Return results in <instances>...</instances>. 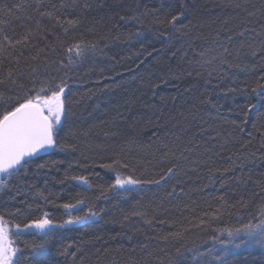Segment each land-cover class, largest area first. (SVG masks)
<instances>
[{"label": "trees", "instance_id": "trees-1", "mask_svg": "<svg viewBox=\"0 0 264 264\" xmlns=\"http://www.w3.org/2000/svg\"><path fill=\"white\" fill-rule=\"evenodd\" d=\"M25 2L32 0H0V19L25 16L28 10L18 11L15 7ZM161 2L139 0L140 7L135 13L125 9L120 12L129 17L141 15L146 9L158 8ZM182 2L190 10L189 19L195 17L200 22L189 36L178 35L168 40L148 31L150 15H141V25L135 20L120 21L119 16H113L110 22L101 13L95 19L90 17L86 27L76 33L78 41L98 42L99 48L89 53L83 62L59 72H56L58 64L49 68L55 75L71 78L68 100L73 114L69 119L76 137L68 139L78 144V150L68 154L42 153L40 161L49 162V166L42 170L29 167L26 174L14 178L7 189L0 191V213L20 209L15 220L24 223L47 211L55 222L61 223L67 215L60 205L75 203L82 197H87L103 211L97 218L82 224L54 229L53 245L38 254L46 264H66V258L57 252L68 244H81L87 250L86 264H160L167 261L166 253L173 252L174 248L171 242L157 247L160 243L157 237L167 235L173 224V230H182L184 217L191 219L210 207H220L221 196H225L230 205L244 196L249 201L247 209H239V205L228 207L223 215L225 223L212 222L203 231L193 228L184 236L183 243L196 251L214 248L219 252L221 245L214 244L212 239L219 234L213 230L226 224L239 226L237 217L229 213L247 219V212H256L260 201L257 198L255 205L251 203V191L259 189L249 184L246 191L234 177L264 179V147L260 136L264 131V96L257 95L264 93V80L260 79L264 67L258 58L254 60L243 54L246 48L236 56L239 37L232 42V54L227 56V63L219 64L218 57L223 52L220 44L228 43L223 21L227 20V27L233 29L239 23V19H233L235 10L230 6L233 0ZM246 2L256 7L264 4V0ZM135 6V0H129V7ZM262 26L264 15L260 13L248 25L257 30ZM137 31H143L144 35L136 37ZM105 36L107 41L102 39ZM64 62L67 64L66 59ZM253 88H257V92H253ZM203 100L208 103H201ZM249 103L256 105L251 112H248ZM158 122L169 127L178 122L180 140L175 144L183 147L193 140L199 147L186 153L189 159L181 160L180 168L170 178L160 180L162 170L173 161L159 156L152 165L146 166L147 170L137 171V175L143 174L146 179L160 180L159 184H145L134 190H107L101 196V191L113 183L115 173L100 165L110 164L113 159L135 164L139 150L125 141L131 136L144 144L150 143L153 132L160 130ZM85 132L87 136L82 135ZM243 144H247L246 149L241 148ZM52 160L57 163L51 164ZM225 168L233 171L221 175ZM121 171L127 173L128 170ZM79 175L88 178L90 189L71 179ZM38 192L48 198L47 202ZM135 211L145 213V219L152 223L132 215ZM73 214L84 213L74 209ZM125 216L129 218L125 220ZM160 220L166 223L161 224ZM31 232L18 237L24 256H27L24 246L35 239ZM145 244L147 248L143 247ZM186 256L187 264H195L191 253ZM227 259L229 264H264V250L253 246L232 249ZM22 264H27V260H22ZM68 264H71L70 257Z\"/></svg>", "mask_w": 264, "mask_h": 264}, {"label": "snow or ice", "instance_id": "snow-or-ice-1", "mask_svg": "<svg viewBox=\"0 0 264 264\" xmlns=\"http://www.w3.org/2000/svg\"><path fill=\"white\" fill-rule=\"evenodd\" d=\"M135 4V8H131L129 0H47V2L32 0L31 3L25 2L15 6L18 11L28 10L25 16L0 19V191L7 189L14 178L26 174L31 166H35L37 170L47 168L49 162L40 161L41 153L68 154L78 150V144L68 139L69 136L76 137L69 119L73 114L68 100L70 90L68 80L71 78L55 75L49 71V68L58 64L59 68H56V72H59L62 68L83 62L89 53H94L99 48L98 42L85 43L76 39L77 31L86 27L90 17L95 19L96 15L103 13L110 22L113 16H119V20L125 23L135 20L143 25L141 15H150L151 26L148 31L168 40L176 39L178 35L189 36L200 23L195 17L189 19L190 10L182 0H162L158 8L146 9L141 15L129 17L121 14V9L135 13L140 7L139 0H135ZM230 6L235 10L233 19H239V23L233 29L227 27V20L223 21L224 30L228 33L225 40L228 43L220 44L223 52L218 57L219 64L227 63V56L232 54L230 51L232 42L239 37L236 56L239 57L246 48L247 52L243 54L250 55L254 60L258 58L260 65L264 67V26L259 30L248 27L258 13L264 15V4L256 7L254 4L249 6L246 0L245 2L233 0ZM143 35V31L135 33L136 37ZM219 35L218 31L217 36ZM102 39L107 41L108 37ZM42 42L43 46H41ZM55 56L62 58L57 60L53 58ZM65 59L67 64L64 62ZM211 75L212 73H209V76ZM260 79L264 80V75H261ZM257 87H260L259 83ZM252 91L257 92V88H253ZM257 95L264 96V93ZM201 103L208 101L203 100ZM255 107V104L249 103L248 112ZM158 126L160 130L153 132V139L148 144L131 136L125 141L127 145L135 146L139 150L140 155L135 164L125 159H113L110 164L100 165L115 173L113 183L108 189L101 191V196L107 190H134L145 184H159L160 180L176 174L180 168V161L189 159L186 153L199 147L193 140H189L183 147L175 144V141L180 140V136L177 135L178 122L172 123L170 127L158 122ZM82 135L87 136L88 133ZM260 136L264 147V131L260 132ZM241 148L246 149L247 144L241 145ZM157 156L162 157L163 160L173 161L162 170L160 180H149L144 178L143 174L137 175L140 168L147 170L146 166L152 165ZM56 163L55 160L51 161L53 165ZM122 169H127V173H123ZM231 171L232 168H225L221 175ZM71 179L87 186L88 189L92 187L88 178L83 175L72 176ZM234 179L237 183L243 184L246 191L249 184L259 189V191L255 189L251 191L253 198L251 203L255 205L257 198L260 201L256 212H247V219L237 213H229L230 216L237 217L239 226L226 224L223 228L213 230L219 234L212 238L214 244L221 245L219 252L214 248L199 252L183 243L185 234L193 228H200L203 231L205 226L212 222L225 223L223 215L228 207H237V205L239 209L249 207V201L244 196H241L236 204L231 205L225 196H221L220 207L214 209L210 207V210L191 219L184 217L181 221L182 230H173L175 229L173 224L167 235L157 237L160 242L157 247L171 242L174 248L173 252L166 253L167 261H161L160 264H187L186 253H191V260L195 264H229L227 255L231 254L232 249L253 246L264 250V179L255 180L252 176L246 179L243 177H234ZM37 195L47 202L48 198L42 193L38 192ZM60 207L67 215V219L61 223L55 222L47 211L39 218L24 223L15 220L20 209L7 214L0 213V264H22V260H27V264H46L38 254L53 245L54 229L82 224L88 219L97 218L103 211L92 205L87 197L77 198L75 203H64ZM74 209L84 214L74 215ZM132 215L142 219L146 217V214L140 211H135ZM128 218V216L124 217L125 220ZM145 222L152 223L147 219ZM159 223L164 224L166 221L160 220ZM29 230H33L31 234L35 239L24 246L27 248V256H24L18 237ZM223 236H226V239H220ZM143 247L147 248L148 245L145 244ZM161 251H164V248L161 247ZM86 252L81 244H68L61 247L57 255L65 257L66 264L69 257L71 264H86L89 258ZM148 255L151 256L152 253ZM34 256L37 258L32 259Z\"/></svg>", "mask_w": 264, "mask_h": 264}, {"label": "rangeland", "instance_id": "rangeland-1", "mask_svg": "<svg viewBox=\"0 0 264 264\" xmlns=\"http://www.w3.org/2000/svg\"><path fill=\"white\" fill-rule=\"evenodd\" d=\"M30 231H33V230H30Z\"/></svg>", "mask_w": 264, "mask_h": 264}]
</instances>
